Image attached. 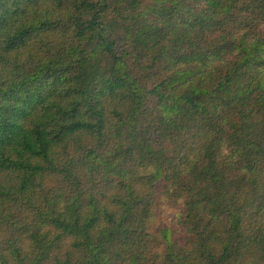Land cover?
<instances>
[{"label":"trees","instance_id":"16d2710c","mask_svg":"<svg viewBox=\"0 0 264 264\" xmlns=\"http://www.w3.org/2000/svg\"><path fill=\"white\" fill-rule=\"evenodd\" d=\"M0 264H264V0H0Z\"/></svg>","mask_w":264,"mask_h":264},{"label":"rangeland","instance_id":"374dc122","mask_svg":"<svg viewBox=\"0 0 264 264\" xmlns=\"http://www.w3.org/2000/svg\"><path fill=\"white\" fill-rule=\"evenodd\" d=\"M181 206L176 203V205L170 204L165 200H158L154 207L153 218L151 220L152 229L157 234L159 242H163V236L160 235L161 232L169 230L170 238L175 237V233L171 231L170 225L173 220L175 213L180 212Z\"/></svg>","mask_w":264,"mask_h":264}]
</instances>
